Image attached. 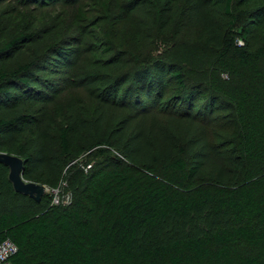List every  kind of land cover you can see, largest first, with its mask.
Returning a JSON list of instances; mask_svg holds the SVG:
<instances>
[{"label": "trees", "instance_id": "16d2710c", "mask_svg": "<svg viewBox=\"0 0 264 264\" xmlns=\"http://www.w3.org/2000/svg\"><path fill=\"white\" fill-rule=\"evenodd\" d=\"M62 1L71 9L72 32L61 36L56 27L38 28L29 13L0 14L5 22L0 21V151L23 161V179L51 189L61 166L48 154L45 131L51 124L61 158L68 160L70 135L89 125L71 114L54 127L46 105L53 92H47L45 74L77 64L90 24L80 0ZM234 1L224 0L221 11L214 0H159L162 7L155 17L147 15V26L156 20L159 34L171 31L182 6L187 17L179 15L182 31L174 34L189 31L191 37L147 61L115 43V30L103 33L104 58L97 66L104 73L93 116L98 125L113 118V135L94 145L101 160L90 161L87 173L67 172L68 181L71 174L82 175L68 206L51 205V196L37 203L15 193L8 169L0 165V244L16 247L9 264H264V0L247 12L262 26L253 49L223 33L221 22L233 18ZM135 3L115 4L119 31L149 4ZM134 32L135 38L142 34ZM250 33L244 29L242 39ZM220 110L230 112L234 122L224 168L214 162L203 132L190 124ZM170 133L188 136L186 152L159 156L157 145ZM114 135L124 159L105 156ZM207 164L210 175L198 177Z\"/></svg>", "mask_w": 264, "mask_h": 264}, {"label": "rangeland", "instance_id": "374dc122", "mask_svg": "<svg viewBox=\"0 0 264 264\" xmlns=\"http://www.w3.org/2000/svg\"><path fill=\"white\" fill-rule=\"evenodd\" d=\"M100 1L101 0H95L96 3L92 5H90V0L79 1L81 7L84 8L85 11L87 10L90 24L84 27L85 33L79 45L82 53L77 64L71 68H59L53 73L45 74V85L49 87L47 92H53V94H50V99L47 100L46 105H48L50 109L51 118L53 119L54 117V127L66 120L68 121L71 114L79 117L78 119H80V121H83L80 123L89 125H87V128L81 133H72L70 135L68 160L61 158L59 143L50 130L51 124L49 126L50 128L45 131V135L49 140L48 154L56 163H60L61 176L55 188L51 189L46 185L38 184L45 186L47 189L44 197L50 196L52 191H58L60 196H64L66 194H71L73 190L79 187L82 183V175L80 172L82 168L90 161L97 162L101 160L97 152H94V145L97 141L101 140V138H107L113 135L111 132L112 125L114 124L113 118L109 116L108 120L98 125L99 122L94 123L93 116V106L95 104L92 103V100L98 96L96 85L98 80L102 79L101 75L104 73V71L97 66L98 62L104 58L101 46H99V43L104 41L103 33H111L115 30L114 42L124 44L122 47L123 49L131 48L137 51L145 61H147L148 57L159 56L160 53L173 44V42L182 41L183 39L188 41L191 37L189 31L186 33L182 32L179 37L174 34L176 30L180 31L182 29V26L178 24L179 15H185L182 6L177 9L178 17L175 19L173 29L171 31L166 30V32L159 34L156 20L155 25L147 26L150 23V21L147 20V15L150 14L152 17H155L156 13L162 7V2L157 4L159 0H144L149 4L140 8L141 10L138 11L136 20L130 22L132 24L125 25L123 31H119V27H117L115 23L116 17L120 13L115 7V4L118 3V1H122L124 5H130L132 8L136 5V3L134 4L135 0H110L111 2L109 5ZM214 1L213 3L216 5V9L223 11L224 0ZM261 2V0H257L253 4L251 2L248 6H239L238 0H235L231 8L233 18H225V21L221 22L223 33L232 35L240 45L247 49L255 48L259 44V36L262 35V26L256 25L255 22L248 17L247 12ZM67 6L68 5L62 0L52 2L51 4H44V6H35L33 4L26 5V3L21 5L18 3V0H0V14L2 13V15H4L3 17H5L8 13L12 15L16 13H29L31 17H34L33 20L36 21L38 28L48 31L56 27L55 29L59 31L61 36L68 31L72 32V30H69V28L72 27V19L70 17L71 9ZM107 9L110 10V13H107ZM3 17H0V21L5 23ZM186 17L185 15V19ZM231 20L235 22L233 27L230 26L231 22L228 24ZM92 24L96 26L92 27ZM151 26L155 28L152 29ZM7 28L10 29L7 31L8 34H11L12 31L14 32V27L9 25ZM134 29L141 30L142 34L139 33V38H135ZM244 29L250 30L251 33L249 36H244L243 40L241 34ZM27 57L29 56H24V58ZM159 121L163 125L166 123L161 117ZM191 122L192 123H189L192 124L193 128H198V130L203 132L204 141L212 148L214 162L218 166L223 167L226 157L230 155V134L234 127L230 112L220 110L215 112L211 117L209 116L206 120L197 118L195 120L193 119ZM180 129L179 127L178 133ZM178 133H170L169 136L158 143L157 151L159 156L170 157L177 155L182 153L180 149L186 152L185 145L188 136L186 134L185 136L183 134L179 136ZM113 141L115 144L106 151L105 156L124 159L126 151L122 144L118 143V139L115 135ZM0 153L11 154L8 151H0ZM185 156H188V153H185ZM77 168L80 170L78 173L80 176L71 174L72 176L68 181L66 176L67 172H76L78 171ZM209 175L210 165L207 164L198 177L205 178ZM24 181L26 183H32L30 179L24 178Z\"/></svg>", "mask_w": 264, "mask_h": 264}, {"label": "water", "instance_id": "95a60500", "mask_svg": "<svg viewBox=\"0 0 264 264\" xmlns=\"http://www.w3.org/2000/svg\"><path fill=\"white\" fill-rule=\"evenodd\" d=\"M0 165L5 166L8 181L15 193L28 197L39 203L46 194V187L35 183H26L23 179V161L17 156L0 153Z\"/></svg>", "mask_w": 264, "mask_h": 264}, {"label": "built area", "instance_id": "2783aa9c", "mask_svg": "<svg viewBox=\"0 0 264 264\" xmlns=\"http://www.w3.org/2000/svg\"><path fill=\"white\" fill-rule=\"evenodd\" d=\"M92 167V164L85 165L82 170L88 172ZM51 205L53 206H68L72 201L71 194L60 196L58 191H52L51 193ZM16 253V247L10 241H4L0 244V264H9L8 260Z\"/></svg>", "mask_w": 264, "mask_h": 264}]
</instances>
